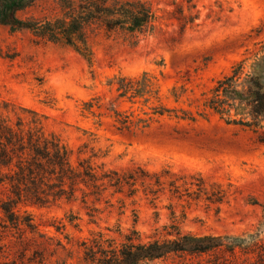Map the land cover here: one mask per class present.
Here are the masks:
<instances>
[{"label":"rangeland","instance_id":"rangeland-1","mask_svg":"<svg viewBox=\"0 0 264 264\" xmlns=\"http://www.w3.org/2000/svg\"><path fill=\"white\" fill-rule=\"evenodd\" d=\"M148 1L159 16L156 30L133 37L98 28L90 38V62L62 42L0 23V119L30 125L37 118L74 158L86 146L83 156L93 149V162L106 169H167L180 177L181 194L167 184L146 194L138 182L128 185V196L109 188L84 201L78 194L21 211L68 248L53 256L44 251L46 264L57 257L87 264L91 248H118L132 232L134 241L147 242L172 225L198 236L243 238L246 252L170 255L141 264H264L248 243L250 237L264 243V119L254 125L247 107L220 114L209 104L217 82L236 65L242 83L262 64L264 0ZM179 11L196 17L184 29L174 17ZM16 15L37 22L63 11L60 0H35ZM123 77L128 92L120 96ZM261 82L264 91V75ZM116 112L128 116V128L116 121ZM241 119L247 124L233 122ZM18 235L0 226V264L38 259L32 242L23 256Z\"/></svg>","mask_w":264,"mask_h":264},{"label":"trees","instance_id":"trees-1","mask_svg":"<svg viewBox=\"0 0 264 264\" xmlns=\"http://www.w3.org/2000/svg\"><path fill=\"white\" fill-rule=\"evenodd\" d=\"M34 1L0 0V23L9 25L13 30L29 29L37 37L54 43L62 42L89 62L93 54L90 38L98 28L107 33L120 31L136 37L155 31L159 20L148 0H60L63 15L58 18L37 22L19 19L17 12ZM174 17L182 29L196 18L182 11H179V15L174 14ZM261 61L262 64H255L242 83H238L241 64L236 65L230 75L220 79L209 101L210 107L220 114H226L234 107L235 110L247 107L251 124L257 125L259 120H263L264 91L261 81L264 72L261 68L264 67V56ZM118 83L120 96H124L128 92V79L119 78ZM116 116L121 127L128 128V116H122L119 112H116ZM233 122L247 124L242 119ZM29 124L26 125L21 118L14 124L8 119H0V226L19 233L17 239L23 256L30 243H36L35 246L40 249L35 250L34 257L38 258L39 264H46V260H49L44 251L48 250L49 256H53L58 249L68 251V248L60 240L54 242L53 237L40 231L39 224L26 211L22 212V207H48L61 200L73 201L78 194L84 201L109 188L128 196V185L133 186L138 182L146 194H156L165 188V184L172 194L180 193L177 183L180 177H174L167 169H139L136 173L106 169L103 164L93 162V158H97V152L93 149L91 155L86 157L82 151L86 146H80L74 158L73 150L57 135L45 133L37 118L32 117ZM189 189L188 186L185 191L191 196ZM55 228L57 231L61 229L59 226ZM133 235L136 232L127 236L118 248L111 245L100 248L99 245L97 250L89 249L85 251L83 260L87 264H141L170 255H203L222 251L235 255L237 248L241 251L247 249V241L243 238L198 236L182 233L173 225L164 227L159 235L147 242L134 241ZM248 243L259 257H264L263 242L250 237ZM4 247L0 243V253L4 252ZM37 260H33L34 264ZM65 260L57 257L50 262L64 264Z\"/></svg>","mask_w":264,"mask_h":264}]
</instances>
